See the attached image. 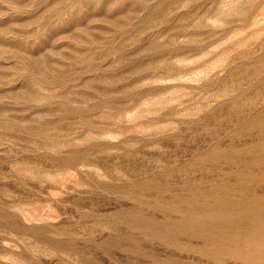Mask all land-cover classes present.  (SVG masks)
<instances>
[{
  "label": "rangeland",
  "instance_id": "1",
  "mask_svg": "<svg viewBox=\"0 0 264 264\" xmlns=\"http://www.w3.org/2000/svg\"><path fill=\"white\" fill-rule=\"evenodd\" d=\"M263 231L264 0H0V264H264Z\"/></svg>",
  "mask_w": 264,
  "mask_h": 264
},
{
  "label": "bare ground",
  "instance_id": "2",
  "mask_svg": "<svg viewBox=\"0 0 264 264\" xmlns=\"http://www.w3.org/2000/svg\"><path fill=\"white\" fill-rule=\"evenodd\" d=\"M237 158H238V157H237ZM221 167H222V166H221ZM207 168H208V167H207ZM255 169H256V168H255ZM255 169H254V170H255ZM244 172H245V171H244ZM188 173H189V172H188ZM193 176H194V175H193ZM206 176H207V175H206ZM210 176H211V175H210ZM195 177H196V176H195ZM186 178H187V177H186ZM186 180H187V179H186ZM195 180H196V179H195ZM216 180H217V179H216ZM244 181H245V180H244ZM246 181H247V180H246ZM194 182H195V181H194ZM261 183H262V182H261ZM241 184H243V183H241ZM239 185H240V184H239ZM260 185H261V184H260ZM252 186H253V185H252ZM262 186H263V185H262ZM262 186H261V187H262ZM253 187H254V186H253ZM257 187H258V185H257ZM259 187H260V186H259ZM246 188H247V187H246ZM174 189H175V188H174ZM212 190H213V189H212ZM242 190H244V189H242ZM220 191H221V190H220ZM245 191H246V190H245ZM251 191H252V190H251ZM256 191H257V190H256ZM259 191H260V190H259ZM259 191H257V193H258ZM216 192H217V191H216ZM248 192H249V191H248ZM255 193H256V192H255ZM244 194H245V193H244ZM247 194H248V193H247ZM250 194H251V192H250ZM236 195H237V194H236ZM212 202H213V201H212ZM193 206H194V205H193ZM207 207H208V206H207ZM209 207H210V206H209ZM253 207H254V206H253ZM211 208H212V207H211ZM213 208H214V207H213ZM249 208H250V207H249ZM251 208H252V207H251ZM214 210H215V209H214ZM189 211H190V210H189ZM192 211H193V210H192ZM260 211H261V210H260ZM195 212H196V211H195ZM200 212H201V211H200ZM204 213H205V212H204ZM208 213H209V212H208ZM211 213H212V212H211ZM222 213H223V212H222ZM239 213H240V212H239ZM217 214H218V213H217ZM251 214H252V213H251ZM168 215H169V214H168ZM182 215H183V214H182ZM201 215H202V214H201ZM201 215H200V216H201ZM220 215H222V214H220ZM220 215H219V216H220ZM226 215H227V214H226ZM169 216H171V215H169ZM213 216H214V215H213ZM219 216H218V217H219ZM223 216H225V215H223ZM238 216H239V215H238ZM218 217H217V218H218ZM234 217H235V216H234ZM236 217H237V216H236ZM188 218H189V217H188ZM230 218H231V217H230ZM175 219H176V218H175ZM240 220H241V219H240ZM195 221H196V220H195ZM230 221H231V220H230ZM148 222H149V220H148ZM160 222H161V221H160ZM164 222H165V221H164ZM220 222H221V221H220ZM142 223H143V222H142ZM170 223H171V222H170ZM174 223H175V222H174ZM208 223H209V222H208ZM166 224H167V223H166ZM210 224H211V223H210ZM188 225H189V224H188ZM146 226H147V225H146ZM228 226H229V225H228ZM231 227H232V226H231ZM261 227H262V226H261ZM157 228H158V227H157ZM169 228H170V227H169ZM175 228H176V227H175ZM179 228H180V227H179ZM195 228H196V227H195ZM227 228H228V227H227ZM159 229H162V228H159ZM172 229H173V228H172ZM162 231H164V230H162ZM228 231H229V230H228ZM259 231H260V230H259ZM192 232H193V231H192ZM196 232H197V231H196ZM197 233H198V232H197ZM259 233H260V232H259ZM263 233H264V231H263ZM163 234H164V233H163ZM171 234H172V233H171ZM171 234H170V235H171ZM180 234H181V233H180ZM183 234H184V233H183ZM189 234H190V233H189ZM189 234H187V235H189ZM254 234H255V232H252L251 236L253 237ZM261 234H262V233H261ZM257 235H258V234H257ZM167 236H168V235H167ZM193 236H194V235H193ZM158 237H159V236H158ZM172 237H173V236H172ZM177 237H178V236H177ZM258 237H259V236H258ZM183 238L185 239V237H183ZM224 238H225V237H224ZM226 238H227V237H226ZM186 240H187V239H186ZM190 240H191V239H190ZM193 240H194V239H193ZM213 240H215V239H213ZM187 241H188V240H187ZM192 242H193V241H192ZM199 243H200V241H199ZM169 244H170V242H169ZM189 244H190V243H189ZM176 245H178V244H176ZM192 245H193V244H192ZM142 246H143V245H142ZM183 249H184V248H183ZM217 249H218V248H217ZM189 250H190V249H189ZM195 251H196V250H195ZM219 251H220V250H219ZM219 251H218V252H219ZM184 252H185V251H184ZM184 252H183V253H184ZM170 253H171V252H170ZM225 253H226V252H225ZM177 254H178V253H177ZM181 254H182V253H181ZM181 254H180V255H181ZM177 256H179V255H177ZM187 256H188V254H187ZM195 256H196V255H195ZM180 257H181V256H180ZM203 257H204V256H203ZM207 257H208V256H207ZM181 258H182V257H181ZM198 258H199V257H198ZM169 260H170V259H169ZM198 260H199V259H198ZM224 260H225V259H224ZM173 261H174V259H173ZM176 261H178V260H176ZM176 261H174V262H176ZM200 261H201V260H200ZM220 261H221V260H220ZM162 262H163V261H162ZM167 262H168V261H167ZM174 262H173V263H174ZM183 262H184V261H183ZM231 262H233V261H231ZM231 262H230V263H231ZM178 263H179V262H178ZM186 263H187V262H186ZM189 263H190V262H189ZM208 263H209V262H208ZM210 263H211V262H210ZM174 264H175V263H174ZM193 264H195V263H193ZM220 264H221V263H220ZM227 264H228V261H227ZM237 264H238V263H237Z\"/></svg>",
  "mask_w": 264,
  "mask_h": 264
}]
</instances>
